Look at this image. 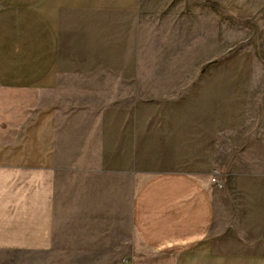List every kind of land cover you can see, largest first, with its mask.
Segmentation results:
<instances>
[{"label":"rangeland","instance_id":"374dc122","mask_svg":"<svg viewBox=\"0 0 264 264\" xmlns=\"http://www.w3.org/2000/svg\"><path fill=\"white\" fill-rule=\"evenodd\" d=\"M132 21L138 95L52 97L53 247L22 264H128L138 173L209 174L225 238L264 225V0H141Z\"/></svg>","mask_w":264,"mask_h":264},{"label":"crops","instance_id":"0c3cea01","mask_svg":"<svg viewBox=\"0 0 264 264\" xmlns=\"http://www.w3.org/2000/svg\"><path fill=\"white\" fill-rule=\"evenodd\" d=\"M140 9L141 0H0V264L53 247L60 160L52 97L140 93L132 70ZM134 186L128 264H264V225L256 238L213 230L209 174L138 173ZM247 214L243 224H255Z\"/></svg>","mask_w":264,"mask_h":264}]
</instances>
